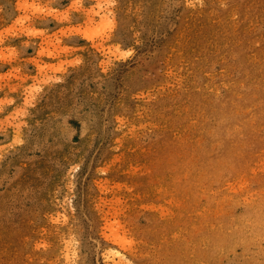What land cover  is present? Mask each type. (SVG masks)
<instances>
[{"label":"rangeland","instance_id":"obj_1","mask_svg":"<svg viewBox=\"0 0 264 264\" xmlns=\"http://www.w3.org/2000/svg\"><path fill=\"white\" fill-rule=\"evenodd\" d=\"M0 264H264V0H0Z\"/></svg>","mask_w":264,"mask_h":264}]
</instances>
